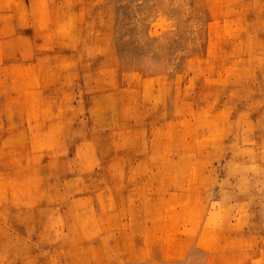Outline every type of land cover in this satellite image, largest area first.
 <instances>
[{
  "label": "rangeland",
  "instance_id": "obj_1",
  "mask_svg": "<svg viewBox=\"0 0 264 264\" xmlns=\"http://www.w3.org/2000/svg\"><path fill=\"white\" fill-rule=\"evenodd\" d=\"M0 264H264V0H0Z\"/></svg>",
  "mask_w": 264,
  "mask_h": 264
}]
</instances>
